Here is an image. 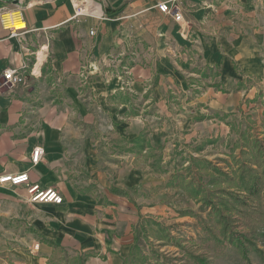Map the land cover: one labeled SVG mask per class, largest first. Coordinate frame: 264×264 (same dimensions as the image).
<instances>
[{
    "label": "crops",
    "instance_id": "obj_1",
    "mask_svg": "<svg viewBox=\"0 0 264 264\" xmlns=\"http://www.w3.org/2000/svg\"><path fill=\"white\" fill-rule=\"evenodd\" d=\"M14 3L0 0V11ZM22 10L29 30L19 35L0 19V176L28 172L62 201L33 202L29 185L0 183V226L19 218L36 234L20 264H48V239L92 253L85 264H124L156 178L138 158L148 148L138 155L125 139L156 121L147 137L163 143L160 120L173 109L192 126L243 106L255 93L247 79L264 84V0H22ZM37 59L28 85L2 77Z\"/></svg>",
    "mask_w": 264,
    "mask_h": 264
},
{
    "label": "rangeland",
    "instance_id": "obj_2",
    "mask_svg": "<svg viewBox=\"0 0 264 264\" xmlns=\"http://www.w3.org/2000/svg\"><path fill=\"white\" fill-rule=\"evenodd\" d=\"M247 88L255 93L243 106L208 113L223 121H195L199 114L192 126H184L176 109L160 120L167 121L163 143L150 141L155 150L138 158L141 164L149 161L156 177L145 195L150 212L144 216L168 230L147 235L140 231L147 257L142 264H164V258L178 264H264V109H256L264 103V84L248 78ZM157 126L151 121L141 133L148 135ZM249 175L259 180L258 194L251 198L244 190V185H253ZM227 193L241 198L232 202ZM230 203L236 204L235 211L228 208ZM230 229L239 234L231 236ZM35 235L22 219L2 223L0 264L22 263L35 248Z\"/></svg>",
    "mask_w": 264,
    "mask_h": 264
},
{
    "label": "built area",
    "instance_id": "obj_3",
    "mask_svg": "<svg viewBox=\"0 0 264 264\" xmlns=\"http://www.w3.org/2000/svg\"><path fill=\"white\" fill-rule=\"evenodd\" d=\"M13 6H4L0 11V19L4 28L11 30V33L14 35H19L21 31H28V25L24 18V13L22 10V0H14ZM159 9L164 13H174L176 20L182 18V14L177 8L174 9L169 3V1L161 2L158 5ZM77 15L81 14L82 11L80 8L77 10ZM23 20L25 22L24 27L16 28L13 25L14 21ZM23 33V32H21ZM90 34H95V29L90 30ZM37 64L29 67L28 63L22 64L20 67H8L3 73L2 77L4 80L9 83L11 86H26L28 85L30 76L37 75L40 73L41 64L37 59ZM43 151L41 149H35L32 153V161L37 163L42 157ZM0 183H9L13 186H18L22 184L29 185L28 192L31 193L30 200L33 202H48L55 201L60 203L62 201L61 196H57V192L52 188L49 189H40L39 185H30V174L28 172L13 174V173H4L0 176ZM35 248H38V244L35 245Z\"/></svg>",
    "mask_w": 264,
    "mask_h": 264
},
{
    "label": "trees",
    "instance_id": "obj_4",
    "mask_svg": "<svg viewBox=\"0 0 264 264\" xmlns=\"http://www.w3.org/2000/svg\"><path fill=\"white\" fill-rule=\"evenodd\" d=\"M147 136H148L147 132L143 131L142 133L139 134V136H137L134 139H131V140L125 139L127 146L130 143H131V146L124 147V148H126L129 151H136L137 154H141L144 151L145 148H148V150H150V151L151 150H155V148L152 146V144L150 143V140L148 139ZM122 142H123V140H119L118 141V145H120L121 148L123 147L122 146L123 145ZM249 171L251 173L253 172L252 169L249 170ZM249 179H250V183L253 182V185H250V186L244 185V190L246 191V197L247 198H251L252 196L257 195L258 194V190L257 189H258V186H259V180L258 179L251 177V175H249ZM212 194L215 195V193H212ZM227 194L230 195V197L232 198L231 199L232 202L239 201L240 198H241V197L236 196V194H234V193H227ZM215 196H218V195H215ZM242 199H243L242 202L246 203L244 206H247L248 205V203H247L248 200H245V198H242ZM228 208H230V210L235 211L236 210V204L235 203H230ZM244 209L242 207H239V209H237V210H239L240 212H243ZM245 211H247V210L245 209ZM151 220L152 219H151L150 216L142 217L139 220V222L137 223L136 230H135V241H134V244L132 245V247L130 249V253L128 254V256H126L124 258V264H142V263L145 262V260L147 258L143 254V244H142V241H141L140 231L143 234L147 235V234H149V232H151V233H160V232L168 230V228L165 225H163L161 222H159L157 220H153V221H151ZM225 227H228V226H225ZM252 231H253V228H251V232ZM229 233L232 234L231 236H235L236 234H239V233H235L231 229H230ZM247 235H249V234H246V235L243 234V235H241V237L247 236ZM146 237H147V241H149V236H146ZM241 237H238V238H241ZM158 239L161 240V238H158ZM238 240H242L243 241L242 238L238 239ZM48 242L53 247V253H52V255L50 256V258L48 260V264H62V262L64 264H85L87 257L92 254L90 252H87L85 254L72 256V255L69 254V251L66 248H64L60 244H57L54 240H49L48 239ZM159 256H160V254L158 255V257ZM164 259H165L164 264H178V263L174 262L173 258H170V259L164 258Z\"/></svg>",
    "mask_w": 264,
    "mask_h": 264
},
{
    "label": "bare ground",
    "instance_id": "obj_5",
    "mask_svg": "<svg viewBox=\"0 0 264 264\" xmlns=\"http://www.w3.org/2000/svg\"><path fill=\"white\" fill-rule=\"evenodd\" d=\"M13 25H14L16 28L24 27V26H25V22H24L23 20H17V21H14V22H13Z\"/></svg>",
    "mask_w": 264,
    "mask_h": 264
}]
</instances>
